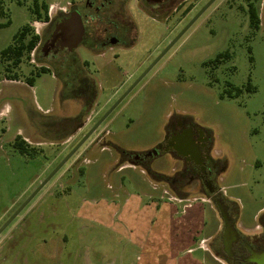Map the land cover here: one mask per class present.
<instances>
[{
  "label": "rangeland",
  "instance_id": "1",
  "mask_svg": "<svg viewBox=\"0 0 264 264\" xmlns=\"http://www.w3.org/2000/svg\"><path fill=\"white\" fill-rule=\"evenodd\" d=\"M38 1L49 4L48 21L33 15L35 0H0V60L2 50L26 25L30 35H39L38 43L43 40L50 21L72 0ZM250 1L259 7L262 0ZM247 2L216 0L193 23L151 72V116L142 115L140 106L127 113L138 119L151 118V125L139 122L127 127L128 118L118 116L113 129L119 138L111 139L110 149L96 145L87 151L92 162L84 168L91 173L82 177L76 170L71 182L65 178L70 190L60 189L63 195L54 201L58 212L52 225L27 244L19 260L12 256L0 264H191L188 259L193 257L197 264H222L208 251L184 254L189 230L200 228L196 236L201 238L215 234L221 222L211 193L195 188L198 179L181 172V160L168 154L153 161V172L138 165L116 173L113 167L121 153L114 145L126 152L152 149L162 142L169 121L192 120L208 137L216 186L233 207L237 222L253 227L260 221L264 212V18L258 29L253 28ZM200 10L190 13L184 26ZM151 24L157 37L161 24L176 21L152 20ZM221 53L229 56L208 69L204 63ZM39 55L32 51L18 66L11 61L0 65V220L28 178L23 170L33 168L11 142L16 136L28 137L42 142L44 149L52 148L51 143L71 128L69 119L80 108L78 100L64 94L57 69L37 75L42 66ZM31 76L35 77L33 84L29 83ZM235 87L243 91L238 94ZM153 175L157 178L154 185ZM119 186L116 196L114 188ZM151 193L163 196L164 204L175 205V220L159 213L151 221V205H155ZM169 199L181 203L182 212ZM164 233L167 239L158 240ZM151 235L162 236L151 244ZM5 241H0V254ZM170 242L175 249L172 254L180 251L174 261L169 256ZM208 243L206 239L201 242L216 254ZM218 256L224 261L223 254Z\"/></svg>",
  "mask_w": 264,
  "mask_h": 264
},
{
  "label": "flooded vegetation",
  "instance_id": "2",
  "mask_svg": "<svg viewBox=\"0 0 264 264\" xmlns=\"http://www.w3.org/2000/svg\"><path fill=\"white\" fill-rule=\"evenodd\" d=\"M208 1L72 0L65 10H60L57 17L50 21L44 39L33 51H39L41 69L45 68V72L57 69L64 94L78 100L80 108L69 119L73 123L71 128L63 138L51 143L55 145L52 148L44 149L42 142L28 137L16 136L11 142L26 163H33V168L23 170L28 178L21 184L20 195L17 197L16 194L17 198L14 197L2 213L0 229L94 125L107 116L84 145L2 231L0 241H6L0 261H7L12 256L19 260L27 244L36 240L37 235H44V227L52 225L51 221L58 212L54 201L62 197L60 189L65 188V192L70 190L69 186H65V178L71 182L76 170L79 173L87 170L85 163L92 162L86 157L88 150L96 145L110 149L108 144H113L111 139L119 138L118 132L113 129L118 116L128 118L127 127L139 122L151 125V118L138 119L127 113L140 106L142 115L151 116V72L185 34L176 40L187 26H184L187 16L202 9ZM247 3L250 12L252 2L248 0ZM254 6L260 18H264V0L259 7ZM171 18L175 19L176 24H161V31L156 37L157 31L151 21H168ZM223 57L204 64L208 69H213ZM138 100L140 104H136ZM115 112L118 115L113 117ZM169 122L162 142L152 149L126 152L114 145L121 154L115 160L113 169L117 171L142 165L153 172V161L164 154L181 160V172H190L197 178L195 188L211 193L219 210L221 222L212 245L217 256L223 254L225 257L220 262L264 264V212L253 227H243L237 222L233 207L227 204L222 189L216 186L207 135L192 120L177 118ZM17 143L24 150H20Z\"/></svg>",
  "mask_w": 264,
  "mask_h": 264
},
{
  "label": "trees",
  "instance_id": "3",
  "mask_svg": "<svg viewBox=\"0 0 264 264\" xmlns=\"http://www.w3.org/2000/svg\"><path fill=\"white\" fill-rule=\"evenodd\" d=\"M32 13L36 18L48 21L50 19L49 4L47 2L40 4L38 0H35L32 8ZM249 14L251 26L255 29H258L260 23V16L258 9L254 6L253 3L250 6ZM30 31V26L26 25L18 33L15 34L13 38V43L3 49L1 52L0 65L4 61H11L14 66H18L24 59L25 55H30V53L37 46L38 41L40 39L39 35L37 34L30 35ZM225 55L229 56V53H221L219 57L221 58ZM45 70V68L40 69V71L37 72V75H40L41 72H45ZM34 80L35 77L31 76L29 78V83L33 84ZM235 89L238 94L243 91V89H241L240 87H235ZM16 146L20 150H24L21 147L20 143H17Z\"/></svg>",
  "mask_w": 264,
  "mask_h": 264
},
{
  "label": "crops",
  "instance_id": "4",
  "mask_svg": "<svg viewBox=\"0 0 264 264\" xmlns=\"http://www.w3.org/2000/svg\"><path fill=\"white\" fill-rule=\"evenodd\" d=\"M121 171L122 170H117L116 173L117 172H121ZM90 173H91V171L87 169V170L82 171L80 173V175H82V177H86ZM105 175H106V173H105ZM153 176L155 177L156 175H153ZM156 179H157L156 177L155 178H152L151 177V184L154 185L155 184L154 181H156ZM111 186L112 185H109V187L111 189H113V186L112 187ZM120 188H121V186H119L118 188H114V191H115L116 196L119 195L117 192L120 190ZM159 195L160 194L157 195V194L151 193V199H154L155 200L154 201L155 205H151V211H153L151 213V221L157 220L158 217H159V213L165 214L167 216L168 220L169 219L175 220L176 219V212H175L176 209L174 208L175 205L174 206L173 205L171 206V205L164 204V202L161 201V200L164 199V198H162L163 196H159ZM170 202H173V203H176V204L180 205V207H179L180 210L183 208V206H182L181 203L174 202L172 200H170ZM183 205H185V204H183ZM181 212H182V210H181ZM207 226L208 225L206 223V226L205 227L207 228ZM218 228H219V226H217V230H218ZM204 230H205V228L202 229V231H204ZM197 234H200V228H198V227L195 229V231L189 230V232H188L187 235H191V236H188L187 238H185L186 241H190V242H186V245H189V246H186V248L188 247V249H186L185 250V253H184L186 255V257H187V255L194 254L195 252H197L199 250H201L202 252L203 251H205V252L208 251L207 253L210 254V256L213 258V260H215L217 263H219L221 261V258H219V256H217L214 252H211L210 249H206L205 247H203L202 244H201V242L206 239V241L209 242L208 244L211 243V245H212V242H213L214 238L217 237V235H215L216 232H215V234H214V232L213 233H210V234H205V235L203 234V236L201 238H198V236H196ZM162 235H151V244L155 243L154 241L156 239H158L160 236H162L163 238L160 237L158 240H164V237L167 239V236H165V233L162 234ZM173 235H182V234H178L177 232H175V233H173ZM168 240L170 241V239H168ZM192 241L195 244H197V246H192V244H191ZM176 245H177V243H176ZM173 246H174L173 243L170 242V248L168 250H169V256H171V258L174 261V260H176L177 252H180V251L178 250L177 252H175V253L172 254V252L175 251V249L173 250ZM151 255H152V248H151ZM188 260L191 261L190 262L191 264H197L198 263V261H197V259L195 257L190 258ZM185 264H189V263H185Z\"/></svg>",
  "mask_w": 264,
  "mask_h": 264
},
{
  "label": "water",
  "instance_id": "5",
  "mask_svg": "<svg viewBox=\"0 0 264 264\" xmlns=\"http://www.w3.org/2000/svg\"><path fill=\"white\" fill-rule=\"evenodd\" d=\"M216 0H209L205 6L198 12V14L188 23V25L183 29V31H181V33L178 35V37L176 38V40H178L192 25L193 23L215 2ZM80 24H82L81 21H79ZM112 110L109 112L111 113ZM107 116V115H106ZM106 116L104 118H102L100 121H98V123H96L94 125V127L82 138V140L72 149V151L68 154V156L60 163V165L55 169V171L52 172V174L47 177V179L41 184V186L31 195V197L28 199V201L26 203L23 204V206H21L20 209H18V211L11 217V219L0 229V234L2 233V231L7 227V225L24 209V207L29 203V201L31 199L34 198V196H36V194L44 187L45 184H47L50 179L59 171V169L70 159V157L76 153L80 147H82L84 145V143L88 140V138L90 137V135L101 125V123L104 121V119L106 118Z\"/></svg>",
  "mask_w": 264,
  "mask_h": 264
},
{
  "label": "built area",
  "instance_id": "6",
  "mask_svg": "<svg viewBox=\"0 0 264 264\" xmlns=\"http://www.w3.org/2000/svg\"><path fill=\"white\" fill-rule=\"evenodd\" d=\"M65 9H66V7H65ZM65 9H64V10H65ZM61 10H63V8H61ZM50 16H51V13H50ZM170 200H171V199H170ZM172 201H173V200H172Z\"/></svg>",
  "mask_w": 264,
  "mask_h": 264
}]
</instances>
